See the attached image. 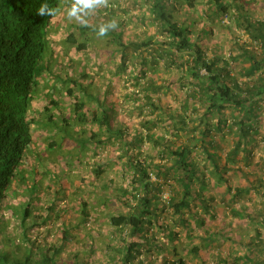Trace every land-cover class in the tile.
Here are the masks:
<instances>
[{"label": "trees", "instance_id": "16d2710c", "mask_svg": "<svg viewBox=\"0 0 264 264\" xmlns=\"http://www.w3.org/2000/svg\"><path fill=\"white\" fill-rule=\"evenodd\" d=\"M250 1L258 0H108L107 7L84 17L85 26L65 22L63 13L72 0H0V264L92 261L75 253L63 256L62 263L61 247L41 248L33 238L31 230L39 223L29 224L31 205L24 210L13 206L12 190L42 116L51 130L77 138L80 149L81 144L86 151L93 147L94 156L101 149L120 153L109 159L122 164L124 177L130 178L122 195L115 194L127 211L109 214L114 230L106 260L143 264L139 255L144 246L137 238L145 233L149 238L158 226L172 247L164 264H194L192 257L197 264H209L206 255L212 264H264V207L250 212L244 201L252 193L264 199V156L256 161L254 151L258 137L264 138V16L255 18ZM42 4L57 8L56 15L39 16ZM134 8H140V18L129 15ZM126 16L148 30L134 34ZM113 19L118 28L97 37L98 26ZM215 24L230 32L235 26L248 41L233 36L229 57L216 48L209 53L206 38ZM70 52L97 64L114 63L111 77L122 79L126 91L119 93L109 78L101 80L100 88L90 63L73 64ZM161 71L177 73V80H163ZM128 102L137 112L136 128L121 126L120 120L126 121L116 119L117 108L131 110L124 108ZM146 142L153 153L143 152ZM114 163L95 162L94 174L100 176ZM231 172L242 183L234 185ZM166 190L168 201L163 200ZM75 200L68 204L83 208L82 226L96 225L85 198ZM217 203L233 217L247 218L255 229L253 237L211 231L206 215L214 216ZM56 204L51 202V212ZM8 212L15 222L6 218ZM68 227L63 223L61 228ZM198 228L204 232L196 233L199 240L194 243ZM183 235L192 240L182 247L184 253L179 252ZM227 245L230 250L222 254ZM135 249L139 253L133 255ZM24 251L40 261L22 259Z\"/></svg>", "mask_w": 264, "mask_h": 264}, {"label": "crops", "instance_id": "0c3cea01", "mask_svg": "<svg viewBox=\"0 0 264 264\" xmlns=\"http://www.w3.org/2000/svg\"><path fill=\"white\" fill-rule=\"evenodd\" d=\"M40 91L41 90H39V92ZM37 108L39 109V107ZM46 121L47 119L42 116L40 117L39 122H37L35 125L34 143L29 151L28 157L25 159L24 163L19 169L18 183L22 182L21 178L23 176V173L26 168H28V172L26 173L24 178H27L30 173L33 175L35 181H33L32 183V189H34L35 192H38L39 187H44L47 194H51L55 191V193H57V191L62 192L60 196L61 208L58 212H56V209L51 212V200H49L50 203L45 200H41L40 202H38V209L42 210L43 214H35V216L38 218L39 225L35 228H32L31 231L34 234L38 235L37 239H39V237L41 236L40 234L44 235L40 238L46 239L48 242V246L52 245L61 247V254L63 252L67 257L71 254L80 253L82 255V258L85 259L84 261L88 262V258H90L89 261L92 260L90 261V264H94V262L100 264L101 262H103L102 258L106 257V245H108L109 239H111L112 237V235H110V232L113 228H111L109 223L110 212L106 209L109 204L107 200H117L114 189V181L109 179L108 176L110 175V171L113 169L111 167L107 170V172L101 174L100 176H96L94 174V169H92L95 166H91V164H94L95 162L91 164L90 162H87L86 164H84V162L80 160V162L78 163V159L74 158V155H71V160L69 159V156H67L66 153L69 152L71 154H74L73 152L76 153L80 148L73 149L66 147L65 145V149L67 152L64 150L56 152L59 147L58 139H61V137H63L66 144L68 142V138L55 132V130H51V125ZM115 123H117V120L115 121ZM120 123L121 126L125 125L124 123H122V120H120ZM44 129H46V131ZM42 130L46 132V137L44 136L45 134L39 135V132ZM51 151L54 152L53 156H50ZM94 151L95 150L93 147L89 148V150L86 151L85 156H88V159H92L93 157H95ZM59 153H61V155H59ZM55 156L56 163L58 165H65L68 174L60 175L61 182L53 186V184H51V182L47 178L44 179L43 177L45 176L44 173L46 170L43 163L52 165V161L54 160ZM38 157H41L44 160L43 163L36 164V159ZM74 166L76 167V169L74 168ZM108 180L110 182H107ZM103 183H105L106 189H104L102 185ZM94 187L95 192L93 193L95 196H92L94 198H87L86 196L85 201L87 203V209L90 210V213H93L95 216L94 221L91 222L97 224L95 231L90 227L84 228L82 226V222L85 219V216H83V208H80V206H69V198L65 199V197H67V194L72 195V197L74 198L73 192H76L79 194V196H81V190H84V192L87 194V191L91 192ZM108 190H110L111 193H109ZM113 194L115 197L113 196ZM45 197L47 198L48 196L46 195ZM31 200L33 199L31 198ZM25 201L26 200L21 199L20 202H18V209L24 208L26 206L22 205V203L24 204ZM42 201H44V203ZM46 213H49L50 222L47 221V218L45 216ZM44 216L45 220H42ZM51 218H54V222H51ZM63 223H66V225H69V227L67 229H62L61 227ZM227 226L230 227V224H228ZM176 229L177 231H179V228ZM162 231L163 230L161 228L156 226L154 234L149 235V238H147L146 233L144 234L146 236L145 238H137V241L139 243H142L140 247L144 246L143 248H141L140 254H142L139 255V259L143 262V264H164L165 260L167 259L166 253H168V246H170V243H165V239H167V237L165 232L163 233ZM229 233L230 232L224 234L225 236L227 234L230 236ZM250 236L253 235H249L246 237L244 236V239L246 240ZM146 239L149 240L146 241ZM89 241H91L90 246ZM71 243H74L73 246H71ZM225 250H230V245H227L224 251ZM134 252L136 253H134L133 255L139 253L137 249H135ZM160 254L162 256L161 259L158 260L157 258H160ZM152 256L154 257V260L151 258ZM81 264H83V262H81Z\"/></svg>", "mask_w": 264, "mask_h": 264}, {"label": "rangeland", "instance_id": "374dc122", "mask_svg": "<svg viewBox=\"0 0 264 264\" xmlns=\"http://www.w3.org/2000/svg\"><path fill=\"white\" fill-rule=\"evenodd\" d=\"M248 3H250V6H251V7L249 6L248 8L252 9V11L255 15V18L258 19V18H261L262 16H264V3L262 4V2L260 0L257 1L258 4L257 3L254 4L251 1ZM253 7H255V9ZM139 9H136V8L132 9L130 11L129 15H134L136 18H140L141 12H139ZM199 9L202 11L204 8H203V6H200ZM66 14H67V12L63 13L64 16ZM254 15H253V17H254ZM60 16L62 17V14ZM126 19H128L130 21L131 31H134L133 32L134 34L140 35L142 32L148 30V28L142 27L141 23H139V21L137 19H136V21L134 19L130 20L127 16H126ZM65 22H68V24H70V23H73L76 21L69 22L67 20V17H66ZM132 22H134V23H132ZM226 24H227V22H226ZM202 25H203V22L202 21L199 22L198 28H202ZM63 27L67 28V25L64 24ZM66 28H65V30H66ZM233 31L234 32H230L228 29L222 27V25L215 24L212 28V31H210L209 36L206 38L207 46H209L208 47L209 53H211L210 49L216 48L218 50L219 54H223V56L229 57L230 49L232 48V45H233L232 44V42H233L232 37L233 36L240 37L242 42L248 41L247 36L245 34L244 35L241 34L240 30L237 29L235 26H233ZM59 37H60V34H58V39L61 40L62 37L61 38H59ZM97 40H98V38H97ZM104 43H105L104 41L99 42L100 46L104 45ZM69 55L71 56V58L74 59L73 64H75L77 61H83L84 63H90L91 70L93 71L94 77L97 78L96 81H97V83H99L100 88H103V83L101 82V80L104 78H106V79L109 78V80L113 83L114 87L116 86L118 89L120 88V91H118L119 93H124L126 91L124 89L125 84H124L122 79L116 80V78L111 77V74L115 71V64L114 63H110L108 65H106V64L101 65V64H97L96 59H93V58L89 59L88 56H85V57L82 56L80 58V56H77V54L73 53V52L72 53L70 52L68 54V56ZM65 58H66V56H64V59ZM102 61L105 62L106 58H104ZM160 76L163 78V80H168L170 82L177 80V73H175V72H171V74H166L165 72L161 71ZM43 86L44 85H42L41 87H43ZM129 90L130 89H128V91ZM122 91H124V92H122ZM38 93L41 94L42 90ZM133 107H134V105L128 102L127 104L126 103L124 104V108H129V109H131L130 111L124 112L123 109L121 110V108H117L118 109V117L116 119H124L126 121V124H125L126 126H134V128H136V126L137 127L139 126V124H138L139 120H138L137 112H136L135 108H133ZM44 130L46 131V129H44ZM45 131H43V130L40 131L39 135L45 134L44 136L46 137ZM131 132H133V130H131ZM76 139L68 138V142L65 144L64 138L61 137V139H58V141H59L58 146L59 147L56 150V152H58L60 150L66 151L65 145H66V147L73 148V149L80 148V145ZM257 141H258L259 145H256L254 148L256 161L258 160L259 156H264V138H263V136H259ZM81 149H79L76 153L73 152L74 154H71L69 152L66 154H67V156H69V159H70L71 155H74V158H77V159L81 155L80 158L84 162V164H86L87 162H90V164L94 163V162L104 163L105 161L115 162L113 164V167H112L113 170L110 171V175H108V176H109V179L114 181L115 194H118L121 196L122 195L121 192L123 191V189L125 187H127L126 185H128L130 183L129 182L130 178L126 179L124 177L122 164H116L117 162H116V159H114V157L112 158V160L109 159L111 157V155L119 156L120 153L118 151L116 152L112 149H108V150L107 149H101L100 153L97 156L93 157L92 159L91 158L88 159V156H85L86 150H85V148H83L82 144H81ZM143 149H144L143 152H145L146 154L153 153V151H154V147H152V144L147 143V142L144 143ZM50 153H51L50 156L54 155V152L51 151ZM59 155H61V153H59ZM43 161L44 160L41 157H38L36 159V164L37 163H43ZM79 162H80V160H78V163ZM43 164L46 168L45 173H44L45 176H43V177H44V179L47 178L51 182V184H53V186H55L56 184L61 182L60 175L68 174L66 171L65 165H58L56 163V156H55L54 160L52 161V165L47 164V163H43ZM92 165L93 164H91V166ZM74 168L76 169L75 166H74ZM27 172H28V168H26V170L23 173V176L21 178L22 182H19L12 190V192L14 193V195H13V197H14L13 206L17 207L18 202H20L21 199L26 200L24 204L22 203V205H24V206L26 205L25 207L23 206L24 207L23 210L26 209V207L29 204L31 205L32 211H31V216L29 219V224H32V223H35V221H38V218L35 216V214H37V213H40V215L43 214V211L38 209V204H37L38 202H40L41 200H45L48 202H49V200H51L52 203L56 202L57 204H56L55 208H56V212H58L61 208V205H60L61 204V197H59L57 195V193H55L56 191L51 193V194L50 193L47 194L45 191L46 189H44V187H39L38 192H35L32 189V183H33V181H35V178L33 177V175L31 173L28 175L27 178H24V176L26 175ZM50 173H51V175H50ZM230 176L233 180L234 185H238V183H242V179L236 177V174H234L233 172L230 173ZM107 182H110V181L108 180ZM45 188H47V187H45ZM94 189H95V187L91 190V192H95ZM81 192H82V194H81L80 198H85L86 193L84 192V190H81L80 193ZM87 192H89V191H87ZM108 192L111 193L110 190H108ZM221 192H223L222 189H221ZM73 194H74L75 198L79 196V194L76 192H73ZM46 195L48 196L47 198L45 197ZM67 195L69 198L68 200H70V202H77V200H75V198H73L72 195H69V194H67ZM251 195H252V197H246L244 200L247 207L249 208V211L251 212V211H253V209L263 208L264 207V199L261 198V196L256 195L255 193H252ZM30 197L34 201L31 200ZM42 202L44 203V201H42ZM107 202L109 204H108L106 210L109 212H113V213L124 212L125 213L127 211L126 207L123 206V204L119 201L118 198H117V200L112 199V201L107 200ZM217 207H218V210L215 211L214 216L206 215V220L208 222L207 227H209V229L211 231L217 232L219 230V231L223 232L226 229V232H230L232 234V236L237 237L238 239L240 238V235L243 238H244V236L246 237L249 235H254L255 229L253 230V228L251 227V222L247 218L239 219V218L233 217L232 213L230 211L226 210L222 205H220V203H217ZM45 216L47 218V221L50 222L49 221V213H46ZM45 216L43 217L42 220H45ZM164 217H163V219L166 220V218H164ZM6 218L9 219L11 223H13L14 218L10 215V212L6 213ZM51 222H54V218H51ZM228 224H230V227L227 226ZM91 225L93 226V224H91ZM92 226H88V227L94 229V231H95L97 224L94 225L93 227ZM194 226H196V224L193 222L192 227H194ZM261 231H262V235L264 236V228H262ZM203 232H204V230H201L199 228L196 230L194 240H193L194 243H198V240H199V237L196 236V233L200 234ZM40 235H41L40 237L44 236L42 234H40ZM32 236H33V238H36V239L38 238L37 234H34ZM40 237H39V239H37L40 247L42 248L43 246H45V244L48 246L47 240L44 238H40ZM251 237H253V236H251ZM163 239H165V238H163ZM190 241H192V240L186 238L183 235L182 241L180 242L181 244L179 245V252L182 250V252L184 253L182 247L188 245ZM90 242L91 241H89V246H90ZM165 243H168L167 239H165ZM73 244L74 243H71V246H73ZM50 246H52V245H50ZM236 248H238L237 251H239V252L245 251V249H243L242 246H237ZM47 249H48V247H47ZM170 250H172L171 246H170ZM223 253H226V251L222 252V254ZM49 254H50V256H52L53 255L52 251H50ZM166 254H167L166 255L167 257H170L169 252ZM61 256H62V263H63L64 261H66L64 258L65 255L63 252H62ZM161 256L162 255L160 254V258H157V259L160 260ZM24 257L26 259L28 258L29 260L35 261V259H37L40 261V259H39L40 257L38 258V255H36L33 252H30V255H29V254H27V251H24L21 258L23 259ZM15 258H18V257H15ZM151 258L154 260L153 256ZM192 258H193V260H192L193 263L197 264L196 258H194V257H192ZM205 259L209 262V264H212L211 256L206 255ZM102 260L106 261V262L108 261V260H106L105 257L102 258ZM108 262H110V264H113V262H115V260L110 258ZM133 262H134V264H137L135 259H133ZM94 264H99V263L94 262Z\"/></svg>", "mask_w": 264, "mask_h": 264}, {"label": "clouds", "instance_id": "9594fccd", "mask_svg": "<svg viewBox=\"0 0 264 264\" xmlns=\"http://www.w3.org/2000/svg\"><path fill=\"white\" fill-rule=\"evenodd\" d=\"M107 6L108 0H72L70 6L66 9L67 20L69 22L76 21L87 26L84 17L92 14L98 8ZM57 11V8H50L48 4H42L37 14L39 16L47 15L53 17L56 15ZM117 28L118 23L114 19L107 23H102L98 26V30L96 31L97 37H104L109 31H114Z\"/></svg>", "mask_w": 264, "mask_h": 264}, {"label": "built area", "instance_id": "2783aa9c", "mask_svg": "<svg viewBox=\"0 0 264 264\" xmlns=\"http://www.w3.org/2000/svg\"><path fill=\"white\" fill-rule=\"evenodd\" d=\"M203 73H204V72H203ZM152 180H153V181H156V178L153 177ZM169 198H170L169 191L166 190V191L164 192L163 200H164V201H168Z\"/></svg>", "mask_w": 264, "mask_h": 264}]
</instances>
